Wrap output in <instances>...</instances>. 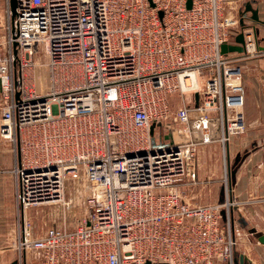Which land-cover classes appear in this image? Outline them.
<instances>
[{"label":"built area","instance_id":"obj_1","mask_svg":"<svg viewBox=\"0 0 264 264\" xmlns=\"http://www.w3.org/2000/svg\"><path fill=\"white\" fill-rule=\"evenodd\" d=\"M255 2L15 0L0 53V137L15 159L19 254L39 264H233L230 189L193 204L184 188L198 182L201 146L246 131L243 59L262 52L245 7ZM240 32L244 50L222 52ZM68 186L83 189L84 213L37 234L28 210L69 213L78 198Z\"/></svg>","mask_w":264,"mask_h":264},{"label":"crops","instance_id":"obj_2","mask_svg":"<svg viewBox=\"0 0 264 264\" xmlns=\"http://www.w3.org/2000/svg\"><path fill=\"white\" fill-rule=\"evenodd\" d=\"M252 7H258L259 20L262 21L260 9L264 10V0H256ZM8 9L11 10L10 1L0 0V53L2 54L6 53ZM253 23L255 27L258 24L255 21ZM257 28L260 31L257 34L255 29L257 42L264 44V33H261L260 26ZM47 60L44 55L41 61L47 62ZM242 84L244 93L242 111L246 120V131L241 135L233 136L224 147L219 143H212L199 148L195 156L198 182L190 191L193 195L201 192L203 188L209 191L210 186L219 181L217 200H220L224 197L223 181L226 178V186L230 187L229 195H232L236 201L232 209L234 223L232 229L237 241L235 262L264 264V243L258 240L259 235H264V52L243 59ZM1 99L0 93V108ZM1 146L2 144H0V207L2 206L0 211L4 206L3 199L7 196L2 191L4 173L10 174V169L15 163L12 150L11 163L3 161ZM231 162L233 165H230ZM13 209L16 211L14 191ZM250 230L253 233L248 235L246 232ZM14 235L15 224L8 229L3 227L0 221V264H19V261L21 264H39V254L33 251L19 254L12 244ZM241 254L244 255L243 259L240 258ZM214 264L228 263L218 261Z\"/></svg>","mask_w":264,"mask_h":264},{"label":"rangeland","instance_id":"obj_3","mask_svg":"<svg viewBox=\"0 0 264 264\" xmlns=\"http://www.w3.org/2000/svg\"><path fill=\"white\" fill-rule=\"evenodd\" d=\"M260 13H261V18L262 22H257V26H260L261 28V33H264V10L260 9ZM257 26L255 27L257 34L258 32H260L257 28ZM258 36V35H257ZM261 47H264V44H260ZM262 52H264V48H262L261 50ZM260 52V53H262ZM44 57V55L42 53H40V60H42V58ZM44 82V81H42ZM45 84H47L46 82H44ZM37 81H32L30 78H26V85L28 87L35 85L36 87ZM40 83H38L39 85ZM45 84L41 83L42 86H38L41 87L40 91H45ZM33 88V87H31ZM181 105V101H180V97L179 95L175 94L172 98V107L173 109H175L176 107ZM0 144H2L1 146V150H2V157H3V161L4 162H9L11 163L12 161V153H11V145L9 143V141L5 140V139H1L0 140ZM216 144V143H215ZM233 161V160H231ZM214 162V161H213ZM219 164H221V158H219ZM230 165H233L232 162ZM8 170V169H7ZM11 171V169H10ZM7 174V175H6ZM12 173L9 174L8 173H4V182H3V188L2 191L4 193V195H7L4 197L2 205L4 204L2 210L0 211V221L2 222L3 227L9 229V227L13 226L14 224V217H15V211L13 209V191H14V184H13V176H10ZM12 177V178H11ZM229 180V177H228ZM219 181L213 183L210 186V190L208 191L207 189L205 190L204 188L201 190V192H198L197 194L193 195V193H191L190 189L191 188H184V191L186 193L187 198L189 199V201L193 204H204V203H214L217 200V196H218V190H219ZM76 187H78L76 185ZM224 188L228 187L230 189L229 186H224ZM67 193L70 195H75L78 199L75 200L72 203V209L70 210L69 213H64L63 211V205L60 204H51V205H41V206H37L35 208H30L28 210V217L30 218L31 222H32V228L34 229V231H36V233L38 234L40 231H42L43 229H45L46 225H66L68 227H74L75 225V220L78 218V216L83 212L84 213V206H83V195L80 194L79 196H77V194L83 193V189L82 188H77V190L73 187L71 188L70 186L67 187ZM9 198V200H7ZM80 198V199H79ZM2 207V206H1ZM0 207V208H1ZM77 217V218H76ZM76 218V219H75ZM232 225H234L233 223V219L231 220ZM248 233V235L252 234L253 231L250 230ZM232 234H234L233 229H232Z\"/></svg>","mask_w":264,"mask_h":264},{"label":"water","instance_id":"obj_4","mask_svg":"<svg viewBox=\"0 0 264 264\" xmlns=\"http://www.w3.org/2000/svg\"><path fill=\"white\" fill-rule=\"evenodd\" d=\"M10 6H11V10L12 12L14 11V7H15V0H10ZM246 9L251 11V18L253 19V21L255 22H262L259 20V13H258V7L256 8H252L250 3L246 4ZM235 43L233 44H227V43H223L220 46V50L224 53L226 52H242L243 49V33L240 32L235 36L234 39ZM261 49L264 47H260ZM196 99H197V94L195 95ZM258 240L262 243H264V235H259L258 236ZM244 255L241 254L240 258L243 259ZM233 264H236L235 259L233 260Z\"/></svg>","mask_w":264,"mask_h":264}]
</instances>
